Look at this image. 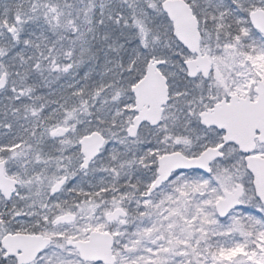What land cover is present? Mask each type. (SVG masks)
I'll list each match as a JSON object with an SVG mask.
<instances>
[{
    "label": "snow or ice",
    "instance_id": "obj_1",
    "mask_svg": "<svg viewBox=\"0 0 264 264\" xmlns=\"http://www.w3.org/2000/svg\"><path fill=\"white\" fill-rule=\"evenodd\" d=\"M0 264H264V0H0Z\"/></svg>",
    "mask_w": 264,
    "mask_h": 264
}]
</instances>
